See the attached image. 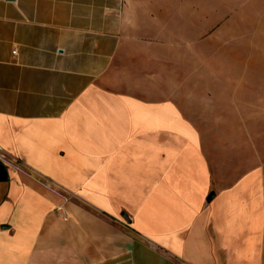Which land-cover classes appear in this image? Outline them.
<instances>
[{"label":"crops","instance_id":"1","mask_svg":"<svg viewBox=\"0 0 264 264\" xmlns=\"http://www.w3.org/2000/svg\"><path fill=\"white\" fill-rule=\"evenodd\" d=\"M168 2L0 0V264H264V91Z\"/></svg>","mask_w":264,"mask_h":264},{"label":"rangeland","instance_id":"2","mask_svg":"<svg viewBox=\"0 0 264 264\" xmlns=\"http://www.w3.org/2000/svg\"><path fill=\"white\" fill-rule=\"evenodd\" d=\"M166 8L173 16L174 29L183 31L190 41L186 59L190 58L191 76L199 73L200 51L202 58L211 61L208 77L222 73L229 65L226 60L233 57L247 61L256 72L254 78L244 77L239 88L254 89L258 94L264 91V0H169ZM199 88L198 81L191 83L196 96ZM194 100L197 107V98ZM190 116L197 125V109ZM35 183L44 187L48 181L37 176Z\"/></svg>","mask_w":264,"mask_h":264},{"label":"water","instance_id":"3","mask_svg":"<svg viewBox=\"0 0 264 264\" xmlns=\"http://www.w3.org/2000/svg\"><path fill=\"white\" fill-rule=\"evenodd\" d=\"M213 195H214V193L211 192V193L208 195L207 199L209 200ZM122 215H123V217H124L125 219L128 218L127 215H126L125 213H123Z\"/></svg>","mask_w":264,"mask_h":264},{"label":"built area","instance_id":"4","mask_svg":"<svg viewBox=\"0 0 264 264\" xmlns=\"http://www.w3.org/2000/svg\"><path fill=\"white\" fill-rule=\"evenodd\" d=\"M65 198H66V197H65ZM60 208H61V206H58V207H57V209H60Z\"/></svg>","mask_w":264,"mask_h":264}]
</instances>
